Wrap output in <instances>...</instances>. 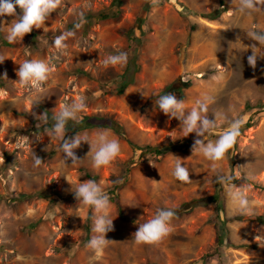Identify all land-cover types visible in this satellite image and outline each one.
Listing matches in <instances>:
<instances>
[{
  "label": "rangeland",
  "instance_id": "obj_1",
  "mask_svg": "<svg viewBox=\"0 0 264 264\" xmlns=\"http://www.w3.org/2000/svg\"><path fill=\"white\" fill-rule=\"evenodd\" d=\"M113 1L63 0L44 27L35 29L48 37L39 40L37 47L28 34L22 42L10 44L6 35L13 17L0 18V58L4 60L0 63V264H264V226L233 219L264 215V108L258 113L247 109L248 103L264 106V59L257 60L255 70L249 66V46L255 42L246 35L264 31V12L245 15L237 11L233 0H123L122 7L114 6ZM102 13L118 14L98 20ZM81 14L84 22L76 28ZM144 15L145 34L137 67L132 66L130 73L134 83L117 95L112 88L130 64L131 31L136 19ZM87 16L91 22L86 21ZM189 22L199 27L188 43ZM69 31L74 35L58 49L56 38ZM237 36L241 44L236 43ZM120 52L127 54L125 64L104 65L107 55ZM34 59L52 68L43 92L16 82L19 64ZM166 87H170L167 93L184 100L186 113L205 95L211 97L206 115L210 120L215 113L226 117L209 133L213 142L229 121L245 123L252 117L255 125L237 137L216 170L200 152L193 153L195 134L184 137L181 121L169 119L157 107L162 96L157 92ZM81 96L87 107L79 114L80 120L85 115L113 116L139 146L159 145L168 150L170 143H190L191 147L163 158H148L123 177L124 166L137 163L139 154L108 130L121 146L110 166L94 169L91 156L87 157L90 145L83 142L75 150L82 161L71 166L59 149L60 141L51 139L47 131H34L36 120L31 113L48 110L58 114L62 105ZM100 130L107 129L79 133L94 140ZM35 155L42 159L39 167L34 166ZM177 163L188 169L190 182L174 178ZM85 169L97 176L94 181L109 196V213L114 219V230L105 237L112 242L100 254L88 247L97 235L94 213L79 206L71 191V186L92 180ZM217 175L230 180L220 181L222 208L217 210L216 203L192 210L183 206L212 196ZM236 188H242L249 202L247 214L233 203L231 193ZM20 193L33 197L18 202ZM39 194L46 198L39 199ZM157 209H180L170 222L172 231L157 245L135 243L139 224L153 218ZM90 212L87 235L84 225ZM216 214L228 220L221 245L212 222Z\"/></svg>",
  "mask_w": 264,
  "mask_h": 264
},
{
  "label": "clouds",
  "instance_id": "obj_2",
  "mask_svg": "<svg viewBox=\"0 0 264 264\" xmlns=\"http://www.w3.org/2000/svg\"><path fill=\"white\" fill-rule=\"evenodd\" d=\"M62 2L63 0H0V18L5 16L13 17L10 25L7 26V41L10 44L18 41L22 42L24 37L30 34L33 29L43 28L49 16L61 7ZM153 2L155 3L156 0H153ZM233 4L237 5L236 9L238 12L248 16H251L254 12H264V0H233ZM17 8L20 9L21 14H17ZM83 22V15L81 14L80 22L75 25L76 28H80ZM73 35L74 33L71 31L61 34L56 38L55 46L58 49L64 47L63 41ZM246 35L255 42L249 46L251 55L248 56V64L255 70L257 60L264 59V31H250ZM236 43L241 44L239 36L236 38ZM3 61L0 58V63H3ZM126 62L127 54L124 52L114 55L109 54L103 61L106 67L123 65ZM51 71V66L43 60H25L19 64L16 71V76L18 77L16 82L29 90L34 88L43 92L44 85L48 81ZM210 101L211 97L205 95L202 100L197 101V106L187 113L185 112L184 100H177L176 96L171 93L160 96L156 104L159 110L169 119L175 118L181 121V129L185 133L184 137L195 134L196 139L192 147L193 153L200 152L207 160L212 162V168L216 170L218 162L226 159L230 149L236 143L243 121L241 119L229 121V126L224 130L223 134L213 142L209 139V133L216 127L218 120L223 121L226 117L222 113H215L213 115L214 119L210 120L209 116L206 115ZM86 107V98L84 96L79 97L78 100L70 104L62 105L59 113L52 117L51 130L46 131L51 139L60 141L59 149L65 154V162L67 160L72 162L71 166L82 161L76 156L75 150L81 146L82 142L88 143L90 152L87 157L91 156L92 167L99 170L110 166L115 161L121 152V146L119 140L110 136L108 130L98 131L94 140L89 139L87 136H81L80 133H77L72 138L67 137L69 121L79 123V114ZM53 112H55V109ZM31 114L36 121L44 124L49 122L47 111L42 114L35 112ZM174 132L169 133V136ZM176 159L180 160L179 158ZM42 163V159L35 155L34 166L39 167ZM172 175L180 182H190L188 169L180 163L175 165ZM219 179L221 182H225L228 178L221 176ZM152 182L157 183L155 181ZM71 191L79 206L83 205L94 213L93 231L97 235L89 241L88 247L94 250L96 254H100L104 247L112 242L105 238L107 233L114 230V219L110 217L109 213L111 207L110 198L94 180H85L75 188L71 186ZM231 196L233 203L241 213L247 214L251 211L242 188H236L231 193ZM173 217L174 212L171 209H157L153 218L139 224L138 230L133 236L135 243L148 245L161 243L172 231L170 222Z\"/></svg>",
  "mask_w": 264,
  "mask_h": 264
},
{
  "label": "trees",
  "instance_id": "obj_3",
  "mask_svg": "<svg viewBox=\"0 0 264 264\" xmlns=\"http://www.w3.org/2000/svg\"><path fill=\"white\" fill-rule=\"evenodd\" d=\"M114 6H118V7H122L123 0H114L113 1ZM17 14H21L20 13V9L17 8ZM119 13V12H118ZM117 13V14H118ZM117 14L115 13H102L100 15H98V20H107L110 18H116ZM209 18V15H204L203 18ZM91 16H87L86 17V21L87 22H91ZM216 19V18H215ZM147 22V17L144 16H140L136 19L135 25L133 30L131 31V33H133V38L131 39V41L133 42V44H131V55L129 53L130 56V61H129V65L127 66L125 72L123 73V75L121 76V80L117 81L116 83L114 82L113 88H112V92L117 94V95H123L125 93V91L127 90V88L132 85L134 83V76L130 75L131 73V67L135 66L137 67V57H138V53H139V49L142 45V38L144 37L145 31H143V25ZM198 24H191L190 22L188 23V32H187V36H188V43L191 41V36L192 33L194 31H196V29H198ZM255 31H262V30H255ZM30 39L32 40V42L36 45V47L38 46V42L39 40H47L48 37L46 36H40L39 32L36 31L35 29H33V31L28 34ZM0 36H1V30H0ZM134 70H137L136 68ZM81 71V70H80ZM170 87H166L163 91L161 92H157L158 95H165L168 94V90ZM158 107V105H157ZM159 108V107H158ZM264 108L263 104L262 105H251L250 103L247 104V109L248 110H252V112L258 113L259 111H263L262 109ZM47 111V115H48V120L49 122L47 124H44L40 121H36L35 122V129L34 131L37 132L38 134L45 132L46 130H50L52 128V117L53 114L51 112ZM252 114V113H251ZM250 114V116H252ZM245 116V114H244ZM258 116V115H257ZM252 117H249V119L247 120V122H243L241 124L240 127V135L243 134L246 130L250 129L252 126L255 125L254 121H252L253 119H251ZM121 122L118 121L117 119H115L113 116H106V115H85L83 116V118L79 121V123H75L73 121H69L68 123V127H67V137L70 138V136L75 135L79 132L82 131H86V130H92V129H107V130H111L115 135H117L120 139L128 142L130 144V146L133 148V151L135 154H139V157L137 158V163L136 162H130L127 165L124 166V174L123 177L126 176L133 167L137 166L139 162H145V160H147L148 158H163L164 156H167L168 154L172 153V152H179V151H183L186 152L190 149L191 144L188 143L187 145H178V144H173L170 143L171 148L166 150V149H161V147L159 145L155 146V145H142L139 146L135 143H133L126 135V133L124 132V128L123 125L120 124ZM86 170V169H85ZM87 171V170H86ZM87 178H90L92 180H96L97 176L89 174L88 171L85 173ZM220 176H216L215 177V192L212 196H205L202 198H196L191 200L190 202L183 204V206H186V208H189L190 210L194 209V208H198V207H205L208 206L210 204H215L216 209L218 210L219 207L222 208V206H224V203L221 202L220 200L222 198V191L221 189V183H220ZM227 182H230V180H227ZM36 194V193H34ZM18 202H20L21 200H27L29 198H32L33 196H31V194L28 193H20L18 194ZM37 197H39V199L41 198H46L45 195H37ZM48 200H50V197H47ZM75 198V197H74ZM2 199V197L0 196V200ZM70 200H73V198H70ZM51 202H54L53 200L50 201L49 206L51 204ZM114 202L118 204V199H114ZM174 212V216L177 217L178 215V210L180 209H171ZM182 212V211H181ZM86 223L84 225L85 227V231L87 232V235H89L90 233V229H91V222H92V214L91 212L88 213V217L86 218ZM234 220H239V221H251V222H258L261 223L264 226V215H241L238 217H234ZM228 220L220 218L219 214H216L213 218V223L215 224L216 227V231H217V243L219 245L223 244L224 242V237L225 235H227V222ZM88 238V236L86 237V239ZM86 241V240H85ZM213 255H210V257Z\"/></svg>",
  "mask_w": 264,
  "mask_h": 264
}]
</instances>
